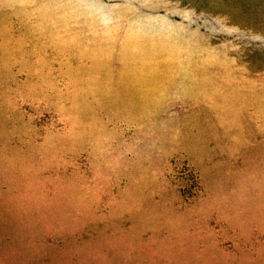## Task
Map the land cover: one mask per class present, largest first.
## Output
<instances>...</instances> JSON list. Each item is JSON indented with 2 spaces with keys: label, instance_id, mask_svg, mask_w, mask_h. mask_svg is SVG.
I'll return each mask as SVG.
<instances>
[{
  "label": "rangeland",
  "instance_id": "1",
  "mask_svg": "<svg viewBox=\"0 0 264 264\" xmlns=\"http://www.w3.org/2000/svg\"><path fill=\"white\" fill-rule=\"evenodd\" d=\"M0 264H264V0H0Z\"/></svg>",
  "mask_w": 264,
  "mask_h": 264
}]
</instances>
